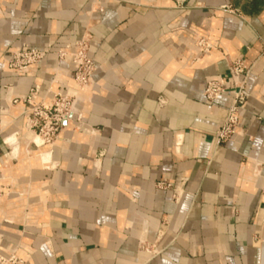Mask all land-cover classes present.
<instances>
[{"label":"crops","instance_id":"0c3cea01","mask_svg":"<svg viewBox=\"0 0 264 264\" xmlns=\"http://www.w3.org/2000/svg\"><path fill=\"white\" fill-rule=\"evenodd\" d=\"M85 36L97 70L42 147L47 162L23 145L22 158L13 147L0 158V253L24 264H264V0H0L4 144L24 132L33 87L46 101L50 88L75 89L56 51ZM24 44L52 50L21 74L8 58ZM234 58L249 68L248 98L218 142L231 96L203 93Z\"/></svg>","mask_w":264,"mask_h":264},{"label":"built area","instance_id":"2783aa9c","mask_svg":"<svg viewBox=\"0 0 264 264\" xmlns=\"http://www.w3.org/2000/svg\"><path fill=\"white\" fill-rule=\"evenodd\" d=\"M183 2L184 0H176ZM90 36L77 41L72 48L56 51L60 61L71 63L73 67L72 78L75 84L73 91L63 93L52 90L48 92L51 99L36 100L39 87H33L23 99L27 105L25 126L39 138L41 146L53 145L60 137L64 122L73 118L76 113L81 94L90 86L93 75L97 70L95 61L89 55ZM197 45L203 52L214 47L213 42L204 36L197 38ZM51 47L43 49L33 48L26 44L9 52L8 67L16 73H26L32 66L40 64L51 52ZM249 68L244 59L229 60L227 73L221 77L210 79L204 89V97L213 101L222 95L230 94L231 100L228 112L220 127L216 131L218 142L232 139L240 122V114L248 98L247 81ZM57 75L52 83H57ZM18 100L15 99L14 102ZM158 188H168L166 180L156 183ZM0 264H24V260L16 253L3 255L0 253Z\"/></svg>","mask_w":264,"mask_h":264},{"label":"bare ground","instance_id":"6f19581e","mask_svg":"<svg viewBox=\"0 0 264 264\" xmlns=\"http://www.w3.org/2000/svg\"><path fill=\"white\" fill-rule=\"evenodd\" d=\"M26 135H30V137L26 138V139H23L22 142H19L18 137L16 135H10V136L7 137V139H6L7 142L13 144V152H12V154L10 156L11 157H13V156L15 157L16 156L18 158L21 157V155H22L21 154L22 153L21 152V148H23V147H21V145H23L25 147V148H23L24 149L23 150L24 151L23 155H26V157H28V156H30L29 154H31L30 147L33 144H35V147L38 149L37 150L38 151L37 152V158L40 159L43 163H46L47 160H48V152L41 150L42 146H41L39 138L37 136H35L27 127H26ZM30 158H32V157H30ZM21 165H23V164H21Z\"/></svg>","mask_w":264,"mask_h":264},{"label":"rangeland","instance_id":"374dc122","mask_svg":"<svg viewBox=\"0 0 264 264\" xmlns=\"http://www.w3.org/2000/svg\"><path fill=\"white\" fill-rule=\"evenodd\" d=\"M29 137H30V135H26V126H25V130L22 133L21 137H18V140H20L19 142H22L23 139H26V138H29ZM4 146H7V148H3ZM32 146L35 147V144H33ZM12 147H13V144L7 143V142L4 144V140L1 139L0 140V148H2V149L0 150V158L3 157L4 155H6L7 153H11L12 152ZM42 147H41V149H42Z\"/></svg>","mask_w":264,"mask_h":264}]
</instances>
